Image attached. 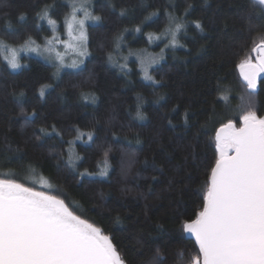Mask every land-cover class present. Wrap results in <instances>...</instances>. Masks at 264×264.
<instances>
[{
  "label": "trees",
  "instance_id": "obj_1",
  "mask_svg": "<svg viewBox=\"0 0 264 264\" xmlns=\"http://www.w3.org/2000/svg\"><path fill=\"white\" fill-rule=\"evenodd\" d=\"M91 3L100 19L87 26L89 56L81 68L57 76L53 66L26 57V67L13 71L0 51V178L63 199L112 239L126 264H147L157 249L165 264H188L198 244L182 226L203 206L219 155L216 132L229 120L239 125L248 109L264 116V91L249 92L238 73L264 34V6ZM46 7L63 33L67 0H0V40L18 46L51 37L38 16ZM169 14L187 21L174 47L166 35ZM141 51L164 53L151 70L155 83L144 81L130 58Z\"/></svg>",
  "mask_w": 264,
  "mask_h": 264
},
{
  "label": "snow or ice",
  "instance_id": "obj_2",
  "mask_svg": "<svg viewBox=\"0 0 264 264\" xmlns=\"http://www.w3.org/2000/svg\"><path fill=\"white\" fill-rule=\"evenodd\" d=\"M258 3L264 6V0ZM71 7L66 23L68 35L77 43L69 46L84 57L88 55L86 23L100 17L92 15L87 0H71ZM261 12L264 13V7ZM38 16L55 32L57 22L50 17L47 7ZM169 17L166 35L174 47L187 21L171 14ZM195 26L203 31L199 22ZM121 39L117 38V47ZM252 51L258 54L257 62L245 58L238 66L247 87L255 90L260 74L264 73V34ZM19 52L46 53L58 61L54 65L57 71L78 66L76 60L67 65L52 40L43 49L30 38L20 49H10V56L5 59L12 69L21 67ZM144 78L153 79L146 67ZM137 117L143 119L139 106ZM241 121L238 127L237 122L229 120L216 132L219 155L206 181L203 206L194 220L182 226L198 244V252L188 264H264V116L248 109ZM77 131L78 138H82L84 134ZM88 140H92L91 133ZM106 166L107 160L101 175L107 174ZM0 264H126V261L108 235L70 210L63 199L14 179L0 178ZM147 264H165L158 249Z\"/></svg>",
  "mask_w": 264,
  "mask_h": 264
},
{
  "label": "rangeland",
  "instance_id": "obj_3",
  "mask_svg": "<svg viewBox=\"0 0 264 264\" xmlns=\"http://www.w3.org/2000/svg\"><path fill=\"white\" fill-rule=\"evenodd\" d=\"M67 3L71 6V0H67ZM91 4H92L91 0L90 1L87 0V7L89 8V10L91 8ZM71 12H72V7H71ZM70 15H71V13L68 15L67 18H70ZM77 15L79 17H82L83 13H77ZM98 22H99V20L98 21L89 20L86 23V31H87V26L88 25L96 24ZM47 26H48V28L51 31V37L44 38V40H42L41 42L36 41L34 39H31V40H34L36 42V44L41 47V49H43L46 46L48 40H52L56 50L58 52H60L61 55L64 56L65 63L67 65H71L73 60H76L78 62V66L77 67H70V66L69 67H63L59 71H57V68L54 65L57 64L58 61H55L54 59L50 58L48 56V54L45 53V54L38 55L35 52H19V59H20L21 67L19 69H12L9 66L13 71H19L22 68L26 67V63L24 61V58H26V57L38 58V59L48 63L49 65L53 66L54 70H55V75H57V76L60 75L64 71L77 70V69H79V68H81L83 66L85 60L89 56L88 46H87L88 55L84 56V57H80L78 55V53L73 49V47L69 46V45H75L77 42L75 40H73L72 37H70L68 35V28H67L66 20H65V23H64L63 33L59 32L58 24H56L55 32L53 31L51 25H49L47 23ZM73 35H76L75 31L73 32ZM23 44L18 45V46H12V45L7 44L3 40H0V51L2 52V54L4 56V59H5L6 56H10V49H20ZM176 46H178V45H176ZM53 56H54V54H53ZM115 57L117 58V55H115ZM130 58H135L136 60H138L139 68L141 70L143 80L148 82V83H155V79H154V77L151 74V70H152V68L156 67L158 64H160L164 60V53H160V54L150 53V54H148V53H144V51L143 52L141 51L140 53H135ZM80 61H82V62H80ZM6 62H7V60H6ZM145 67L148 69L149 75L152 76V78H153L152 80H147V79L144 78V68ZM43 88H44V93H45L50 87L47 86V87H43Z\"/></svg>",
  "mask_w": 264,
  "mask_h": 264
},
{
  "label": "flooded vegetation",
  "instance_id": "obj_4",
  "mask_svg": "<svg viewBox=\"0 0 264 264\" xmlns=\"http://www.w3.org/2000/svg\"><path fill=\"white\" fill-rule=\"evenodd\" d=\"M257 55H258V54H256V56H255V52H254V55H253V57L251 58L253 63H256V62H257ZM245 87L247 88V86H245ZM247 89H248V88H247ZM261 90L264 91V73L260 74V76H259V78H258L257 91L254 92V93H255V94H258ZM241 123H242V121H241ZM241 123H240V124H241ZM240 124L237 125V126L239 127Z\"/></svg>",
  "mask_w": 264,
  "mask_h": 264
},
{
  "label": "water",
  "instance_id": "obj_5",
  "mask_svg": "<svg viewBox=\"0 0 264 264\" xmlns=\"http://www.w3.org/2000/svg\"><path fill=\"white\" fill-rule=\"evenodd\" d=\"M256 54H257V53L255 52V56H256ZM238 73H239V76H240L241 82H242L245 86H247V82L244 80L243 76L241 75L239 67H238ZM247 88H248V87H247ZM248 91L251 92V93H254V92L257 91V87H256L255 90L248 88ZM187 234H188L191 238H193V239L195 240V237H194V236H192V235L189 234V233H187Z\"/></svg>",
  "mask_w": 264,
  "mask_h": 264
}]
</instances>
